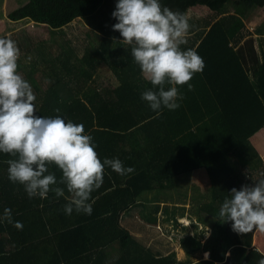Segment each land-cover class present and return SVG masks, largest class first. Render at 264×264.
Instances as JSON below:
<instances>
[{"label":"trees","instance_id":"1","mask_svg":"<svg viewBox=\"0 0 264 264\" xmlns=\"http://www.w3.org/2000/svg\"><path fill=\"white\" fill-rule=\"evenodd\" d=\"M38 2L42 3L19 11L37 7L35 16L45 14L38 21L57 27L50 39L37 41L31 50L24 47L25 38L22 42L9 36L20 52L17 71L35 95L34 114L62 115L83 124L101 162L105 157L119 158L133 171L122 175L105 166V181L91 193V214L51 217L52 228L44 230L47 208L59 209L64 201L51 188L58 186L69 194L61 170L47 165L57 178L56 185H50L49 198H29L23 185L8 179L7 161L15 157L0 153V213L5 207L11 209V222H0V264H257L264 256L253 245L257 228L237 233L231 221H222L218 210L232 187L239 189L264 178V163L250 141L264 127V36L253 35L246 24L255 9L264 7V0H161L187 19L198 5L218 18L204 22L200 29L194 25L195 35L180 45L194 49L204 67L187 82L191 89L177 85L183 93L180 106L162 107L159 115L140 96L145 89L155 90L154 86L142 76L131 46L123 44L119 31L111 27L116 22L111 16L115 0H106L84 15L81 21L90 31L83 32L81 40L68 36L63 27L76 13ZM91 31L98 45L88 46L93 41ZM53 45L57 49L48 55L47 48ZM25 55H30V69L24 66ZM104 64L118 80L113 89L101 90L97 85L98 69ZM36 72L44 81L47 78V86L36 81ZM200 169L206 199L198 204L188 199L186 190L181 195L179 187L195 186L197 173L193 172ZM156 190L162 193L143 196ZM172 191L174 197L169 198ZM187 201L198 205L195 221L183 226L179 241L185 258L178 259L175 250H155L122 224L125 213L156 224L162 203L167 206L162 208L166 219L176 221L177 214L183 217ZM16 221L22 227H16ZM201 225L211 228L208 237ZM8 241L9 251L5 250Z\"/></svg>","mask_w":264,"mask_h":264},{"label":"clouds","instance_id":"2","mask_svg":"<svg viewBox=\"0 0 264 264\" xmlns=\"http://www.w3.org/2000/svg\"><path fill=\"white\" fill-rule=\"evenodd\" d=\"M111 16L116 20L112 29L119 31L123 44L131 46L134 62L155 88L143 90L141 99L157 115L162 107L178 108L183 93L177 85L187 84L191 89L187 82L204 67L203 58L194 49L180 47L186 43L188 19L163 6L161 0H115ZM19 55L16 42L8 35H0V153L15 157L7 161L8 179L23 185L29 198H43L50 185L57 183L55 174L47 168L55 164L61 170V182L71 194L63 206L65 214L75 210L90 215L91 193L101 186L105 166L122 175L133 169L124 166L119 158L105 157L101 162L83 124L62 115L34 114L35 95L30 83L17 71ZM165 83L169 85L167 89ZM51 190L57 197L64 196V188ZM229 194L219 206L222 221H231L237 233H248L253 228L264 230V178L239 189L232 187ZM5 220L11 222V209L7 207L0 213V222ZM15 226L22 224L16 221ZM257 264H264V256Z\"/></svg>","mask_w":264,"mask_h":264},{"label":"rangeland","instance_id":"3","mask_svg":"<svg viewBox=\"0 0 264 264\" xmlns=\"http://www.w3.org/2000/svg\"><path fill=\"white\" fill-rule=\"evenodd\" d=\"M2 8V7H0ZM191 14V13H190ZM190 14H188V16H190ZM45 14L39 13L38 16L35 15H31L29 17H26L25 15L22 16H8L10 20H8L9 22L7 23L8 25L6 27L5 23L1 20L2 15L0 13V33H10L12 31H17L18 32V36L16 35H11L12 37H16V38H20V40L22 41L23 38L26 39V42L24 43V47L25 46H29L28 48H30L31 50H35L36 46L35 43L37 41L40 42L41 41H46L48 39H50L51 37V30H50V25L47 22H39L38 19L43 16ZM84 15H86L84 12H79V14H77V17H79L78 19H83ZM193 16V15H192ZM215 16V15H214ZM250 19H248V23L247 26L251 27V24H257L258 22L257 19H255L253 16L249 17ZM264 18V16H263ZM27 19V20H24ZM198 25L201 27H204V22L209 21V17L205 16L203 17H198ZM24 20V21H21ZM80 20L77 22H72L70 24L65 23L66 27L65 30L69 34L71 33H78L77 31L74 30H80L81 28H83V22ZM215 18H212L210 21H214ZM66 22H69L66 20ZM264 24H262L263 26ZM3 27V28H2ZM192 37V36H191ZM74 39L76 40H81L82 37L81 36H73ZM186 38H188V35L186 36ZM28 42H30L32 45H29ZM49 43V42H46ZM55 48H52V47ZM50 46L48 49V55H50L52 52H54V50L57 49V46L53 45ZM27 48V49H28ZM52 48V49H51ZM30 55L28 56H24V62L26 63V65H24L27 69H30L31 66V59L29 58ZM45 64H40L39 67H44ZM46 67V66H45ZM45 70L47 69L44 68ZM41 72V71H40ZM35 73V72H34ZM36 72V81L39 82L40 84L43 83L44 86H47L48 82H47V78H45V81L43 80V77L37 75ZM98 73H99V79L97 81V85L100 86L101 90H105V89H113V87H115L117 85V78L116 75L114 74V72L112 71L111 67L107 64H104L103 66H101L98 69ZM255 146L257 147V151H258V155L260 157V159L263 161L264 163V141H255ZM196 174L197 177V181H196V185L195 186H191V185H184L182 187H179V189L181 190V195L183 193V190H186L188 199L192 200L193 202H197L198 204H201L205 199H206V190L204 188L205 184L204 182L200 180L201 174H204L203 170H196L193 172V174ZM194 190L193 194L194 197L191 196L190 191ZM162 192H160L159 190L153 191V192H148L145 193L143 196L145 198L153 197V195H159ZM169 198L174 197V192H170L169 193ZM163 199H166L163 196ZM167 201V200H166ZM193 202L187 201L186 205H185V212L183 217H180L179 214H177L178 219L176 221H174L173 219H171L170 221L166 219V215L163 212L164 204H161V210L158 212L157 216V222L156 224L151 223L148 220H145V218L143 217L142 219H136L137 220V224H135V226H132L134 229H136L139 233H136L138 238L146 245H150L151 247H153L155 250H160L163 253H169L170 251L175 250L177 253V257L178 259H181L183 254V251L180 249V238L182 237V235L184 234V229L183 226L184 225H192V222L195 221V214L193 212H195L194 207H196L198 204H194ZM190 203V204H188ZM164 205V206H163ZM163 208V209H162ZM197 213V212H195ZM169 217L171 218V215L169 214ZM192 217V218H191ZM126 219H128L130 221L131 218H129V216L126 217ZM128 227L131 228V226L128 223H125ZM134 225V224H131ZM203 225H201L202 228ZM205 227L206 230H208L207 235L204 233V235L206 237H208L211 233V228L210 227ZM132 229V228H131ZM186 230V229H185ZM191 230V229H190ZM194 228H192V233H193ZM194 234V233H193ZM205 237V238H206Z\"/></svg>","mask_w":264,"mask_h":264},{"label":"crops","instance_id":"4","mask_svg":"<svg viewBox=\"0 0 264 264\" xmlns=\"http://www.w3.org/2000/svg\"><path fill=\"white\" fill-rule=\"evenodd\" d=\"M104 2H106V0H44L43 3H46V5H49V6L50 5H58L59 8H63L64 7L65 13L68 10H70L72 13H74V14L76 13V15L79 14V12H84L86 15H90L93 12H95L96 9L101 4H103ZM39 3H42V2H38V0H0V7H2V8H0V13L2 15L1 20L5 23L4 27H6L8 25L7 24L9 22L8 20H10L8 16H13L14 15V16H22L23 17V15H25L26 17H29L31 15H35V10H37V7H34L30 11L27 10V11H22L21 12L19 10L25 5L39 4ZM47 9H46V11H47ZM205 16H208L210 18L209 21L212 18H215V19L218 18V17H214V14L212 13V11H210L206 6L198 5V6H195V7L192 8L191 14H190V16H188L189 29H188V32L186 34V36L188 35V38H186V41H188V39H190L191 36H194L195 33H196V30H195V28H193V26L194 25L195 26L198 25V19L197 18L198 17L199 18L200 17L204 18ZM252 16L255 19H257L256 22H258V23L257 24H251V27L249 26L250 32H252V34L255 35V36H264V25L262 26V24H264V18H263V16H264V7L255 9L253 14H252ZM78 18L79 17H74L73 21L69 22L68 24H70L72 22H77V21L80 22L81 19H78ZM248 19H250V18L246 19V23H248ZM24 20H27V19H24ZM24 20H21V21H24ZM248 24H250V23H248ZM63 27L65 28L66 25H64ZM56 28L57 27L53 26V28L51 27L50 30H52V29L54 30ZM200 28H202V27L198 26V29H200ZM74 31H77L78 33H71L72 36H74V35L82 36L83 32L86 33L88 31H90V29L83 25V28H81L80 30H74ZM16 33H18V32L17 31H12L10 33H2V34L0 33V35H8V36L11 37V35H14ZM91 35H92L91 39L93 41L88 46L98 45L99 41L97 40V38L96 39L93 38V36H95V33H93V31H91ZM257 140L258 141H264V127L260 131H258L254 136H252L251 139H250L251 144L254 146L256 151L258 150L257 147L255 146V141H257ZM105 179H106V177L103 175V182L105 181ZM107 187L109 189L112 188L110 184L107 185ZM70 196H71L70 193L69 194L68 193L65 194V192H64V196H61V197H63L64 201H63V203H62V205H61V207L59 209H53V208L49 209V208H47L46 213H47L48 219L45 220V222H47V224L45 225L47 228H45V226H44V230H49V229L52 228L50 223H49V220H50L51 217H62L63 215L65 217L66 216H74V215H76V213H78L75 210H73V212L70 215H67L63 211V206H64L65 203H67V198H70ZM61 197H58V198H61ZM47 198H49L48 193H47V195L45 197H43V199H47ZM162 204H164V203H162ZM41 209H43V208H41ZM127 209H129V211H130L131 207H129ZM129 211L127 210V212H129ZM127 216H129V218H131L130 221L128 219H126ZM136 222H137L136 221V217H135V219H133L127 213H125L123 215V217H122V224L124 226L128 227L125 224V223H128L131 226L132 229L130 227L129 228L135 233V235H137L136 233H139V232L136 229H134L131 224H136ZM57 226L58 227H62L63 224L59 223ZM6 244H7V247L5 248V250H7V251L11 250V246L9 245L10 241L6 242ZM253 245L258 247V249L264 251V230H261L259 228L256 229V231L254 233V237H253ZM204 257H205V253H204ZM208 257H209V253H208L207 257H205V258H208ZM182 258H185V256H182Z\"/></svg>","mask_w":264,"mask_h":264}]
</instances>
